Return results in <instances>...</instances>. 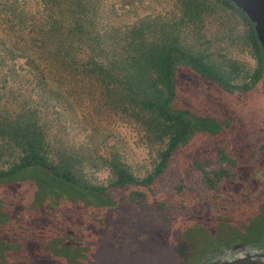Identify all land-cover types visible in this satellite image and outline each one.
Masks as SVG:
<instances>
[{
  "label": "trees",
  "instance_id": "trees-1",
  "mask_svg": "<svg viewBox=\"0 0 264 264\" xmlns=\"http://www.w3.org/2000/svg\"><path fill=\"white\" fill-rule=\"evenodd\" d=\"M104 1L0 0V182L30 173L38 176L40 193L83 206L153 203L172 225L190 218L188 211L213 214L223 209L222 199L240 200L264 169V129L257 136L251 130L264 126V117L260 109L247 114L243 134L234 135L177 104L178 74L185 70L217 91L248 94L264 83L253 23L231 0H174L169 19L142 16L117 25L108 21L105 13L113 10ZM218 8L245 25L256 61L250 74L188 40V31L201 37L199 29ZM85 90L101 109L138 125L156 148L145 176H136L117 151L101 154L65 139L50 113ZM87 167L107 169L110 180L90 182ZM241 241L251 247L239 256L264 259V231ZM207 258L200 263L212 261Z\"/></svg>",
  "mask_w": 264,
  "mask_h": 264
},
{
  "label": "rangeland",
  "instance_id": "rangeland-1",
  "mask_svg": "<svg viewBox=\"0 0 264 264\" xmlns=\"http://www.w3.org/2000/svg\"><path fill=\"white\" fill-rule=\"evenodd\" d=\"M124 1H104L113 10L105 13L110 23L129 24L142 16L169 19L175 13L174 0ZM244 29L236 15L218 8L199 29L201 37L190 31L187 35L190 44L200 43L214 57L234 60L244 76L256 66ZM178 77L177 104L205 113L234 135L243 134L238 130L250 122L247 114L260 109L264 117V83L248 94L233 95L185 70ZM66 103L50 114L64 127L69 143L101 154L117 151L138 177L152 169L156 148L145 143L133 121L101 109L86 90ZM262 129L251 126L254 136ZM85 170L94 184L110 180L105 168ZM37 178L27 173L0 182V264H197L207 257L233 261L249 252L251 246L242 245L244 237L264 231V218L257 216L264 211V169L257 173L259 184L248 183L240 200L222 199L223 209L213 214L188 211L190 218L174 225L153 203L121 199L114 207L83 206L40 193Z\"/></svg>",
  "mask_w": 264,
  "mask_h": 264
},
{
  "label": "water",
  "instance_id": "water-1",
  "mask_svg": "<svg viewBox=\"0 0 264 264\" xmlns=\"http://www.w3.org/2000/svg\"><path fill=\"white\" fill-rule=\"evenodd\" d=\"M253 23V28L262 49L264 59V0H231ZM200 264H264V259L258 261L252 255L246 254L233 261H211Z\"/></svg>",
  "mask_w": 264,
  "mask_h": 264
}]
</instances>
